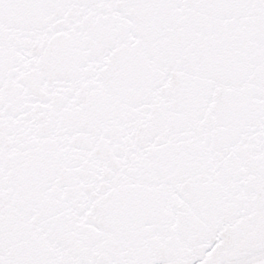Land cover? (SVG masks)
Listing matches in <instances>:
<instances>
[{
    "label": "snow or ice",
    "instance_id": "6c2138e0",
    "mask_svg": "<svg viewBox=\"0 0 264 264\" xmlns=\"http://www.w3.org/2000/svg\"><path fill=\"white\" fill-rule=\"evenodd\" d=\"M0 264H264V0H0Z\"/></svg>",
    "mask_w": 264,
    "mask_h": 264
}]
</instances>
